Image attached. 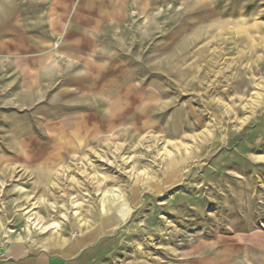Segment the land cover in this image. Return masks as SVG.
Segmentation results:
<instances>
[{
  "label": "rangeland",
  "instance_id": "1",
  "mask_svg": "<svg viewBox=\"0 0 264 264\" xmlns=\"http://www.w3.org/2000/svg\"><path fill=\"white\" fill-rule=\"evenodd\" d=\"M125 30L91 137L76 108L0 100V252L105 226L118 261L264 264V0H164Z\"/></svg>",
  "mask_w": 264,
  "mask_h": 264
},
{
  "label": "crops",
  "instance_id": "2",
  "mask_svg": "<svg viewBox=\"0 0 264 264\" xmlns=\"http://www.w3.org/2000/svg\"><path fill=\"white\" fill-rule=\"evenodd\" d=\"M163 1L0 0V100L13 108H67L68 115L76 108L75 120L64 121L76 122L75 138L91 137L119 104L115 75L125 67L118 59L133 52L126 27L134 13ZM104 227L40 244L16 240L0 252V264H132L117 260L119 243Z\"/></svg>",
  "mask_w": 264,
  "mask_h": 264
}]
</instances>
